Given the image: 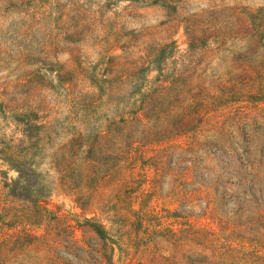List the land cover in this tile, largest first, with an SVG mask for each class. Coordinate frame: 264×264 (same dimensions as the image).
<instances>
[{"label":"rangeland","instance_id":"rangeland-1","mask_svg":"<svg viewBox=\"0 0 264 264\" xmlns=\"http://www.w3.org/2000/svg\"><path fill=\"white\" fill-rule=\"evenodd\" d=\"M0 264H264V0H0Z\"/></svg>","mask_w":264,"mask_h":264},{"label":"trees","instance_id":"trees-1","mask_svg":"<svg viewBox=\"0 0 264 264\" xmlns=\"http://www.w3.org/2000/svg\"><path fill=\"white\" fill-rule=\"evenodd\" d=\"M98 230V229H97ZM99 231V230H98Z\"/></svg>","mask_w":264,"mask_h":264}]
</instances>
